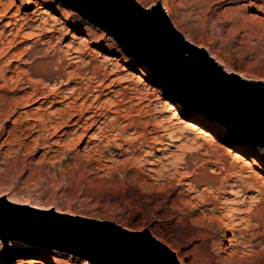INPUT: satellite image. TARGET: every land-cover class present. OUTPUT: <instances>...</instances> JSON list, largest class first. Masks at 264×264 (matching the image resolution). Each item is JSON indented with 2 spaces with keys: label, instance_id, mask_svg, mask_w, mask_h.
I'll list each match as a JSON object with an SVG mask.
<instances>
[{
  "label": "rangeland",
  "instance_id": "1",
  "mask_svg": "<svg viewBox=\"0 0 264 264\" xmlns=\"http://www.w3.org/2000/svg\"><path fill=\"white\" fill-rule=\"evenodd\" d=\"M135 1L143 7L158 3L184 38L203 47L208 55L221 62L224 69L247 80L248 86L264 91V0L255 3L254 10V0H167L165 8L159 0ZM22 2L0 0V36L4 39L0 47V95L21 89L25 84L21 82L26 79L20 71L28 68L33 58L43 59V69L39 65L36 71L51 80H40L35 76L29 80L39 87L45 85L51 89L50 95L55 99L56 93L67 94L69 88L80 85L79 78L64 83L68 75L89 77L93 66L102 64L105 58H109V64L108 75L98 90L68 106L70 110L64 106L62 120L55 118L54 109L62 107L71 98L63 97L56 103L24 98L18 102L16 113H12L11 107H2L5 103L10 105L9 101L0 100V264H97L66 248L62 249L71 257L29 254L14 243L18 237L8 234L19 228H31L51 231L56 238L62 233L68 235L102 222H112L138 234L146 229L155 239L165 243L174 255L179 252L186 264H264V150L248 142L243 145L244 140L228 129L237 138L217 137V141L231 145V150L245 157H259L262 162L236 161L231 152L211 139H197L190 148L183 147L182 141H174L171 160L178 156H182V160H177L176 167L169 166L163 171L164 176H158L156 170L166 161L161 155L164 144L170 141L172 124L166 120L170 110L162 106V99H169L184 120H194L205 129L216 130L217 122L180 93L179 83L164 79L163 71L158 67L155 70L148 67L142 61L148 59L145 51L139 53L142 59L132 55L97 19L77 10L69 1L37 0L56 15L52 32H46L41 21H33L31 13L36 6H24ZM34 24H39L40 32L32 29ZM9 26L39 34L17 36L10 46L7 42L10 35L7 38L1 34ZM115 31L119 33L117 29ZM125 41L128 42V38ZM68 42L79 48V58L70 66L62 52ZM9 75L12 80H8ZM125 86L130 89H123L125 95L118 102L121 98L118 93ZM135 89L147 92L149 99L133 97L130 92ZM26 90L30 91V88ZM36 95H40L38 91ZM116 103L119 104L115 106ZM90 104L101 109L85 120L92 114ZM21 108L30 110V119L19 118ZM73 110L83 111V117L76 125L70 124L77 119L72 116ZM117 113L119 117L113 121ZM56 119L63 125L58 132L50 128L48 132L29 133L32 123L39 129L44 124H54ZM130 120L138 121L139 127L131 128L127 124ZM64 121L68 124H63ZM187 136L190 141L193 134ZM115 144L120 145V149ZM109 150L122 151L117 156L118 161L110 157ZM151 160L154 163L149 165ZM254 171L260 172L261 177L254 179ZM178 178L197 187L200 196L196 197L199 203L196 207L191 206L194 194H183V185L177 183ZM221 182L224 189L220 188L216 193ZM252 183L255 187H251ZM241 185L246 189L239 191L237 197L228 191L230 187L236 190ZM212 195L217 196L216 206L228 201H224L228 210L215 211L217 215H224L225 221L238 222L247 207L252 209L253 217L259 218L261 226L242 230L243 237L235 231L242 241L251 240L250 246L239 245L234 254L224 249L226 231L221 223H211L203 218L202 209L210 208L212 204H203L201 200L212 198ZM165 210L172 211L175 221L185 217L215 227L214 232L203 229V234L200 233V237L210 236L209 250L179 246L169 227L174 222H166ZM26 239L23 243H30Z\"/></svg>",
  "mask_w": 264,
  "mask_h": 264
},
{
  "label": "water",
  "instance_id": "2",
  "mask_svg": "<svg viewBox=\"0 0 264 264\" xmlns=\"http://www.w3.org/2000/svg\"><path fill=\"white\" fill-rule=\"evenodd\" d=\"M67 1L97 19L132 55L142 59L139 53L145 51L148 59L142 61L152 70L161 69L167 81L179 83L180 93L215 122L264 150V91L248 86L247 80L225 71L203 48L185 40L158 3L145 9L135 0ZM36 231L19 228L8 235L41 237ZM47 239L97 264H179L173 251L147 230L138 234L112 222Z\"/></svg>",
  "mask_w": 264,
  "mask_h": 264
},
{
  "label": "bare ground",
  "instance_id": "3",
  "mask_svg": "<svg viewBox=\"0 0 264 264\" xmlns=\"http://www.w3.org/2000/svg\"><path fill=\"white\" fill-rule=\"evenodd\" d=\"M159 1L161 2L163 8H165V4L164 3L167 0H159ZM22 5H24V6L35 5L36 9L34 11H32V13H31L32 16H33V21H38V20L41 21L40 23H42L43 26H44L42 28L46 32H52L54 30L53 22L56 20V15L53 14L48 7L41 5L39 2H37V0H23ZM152 6H145L144 8L145 9H150ZM21 18H23V16L17 18V20H20ZM10 26H9V28H5L1 32V34L5 35L6 37L10 35L9 38L7 37L9 40L6 38L7 42L9 41V45L10 46L13 44L12 42L14 41V39L17 36L28 37V36H31V35L35 34L33 31L28 32V31H25V30H21L20 27L15 28V26H12V27H10ZM31 26H29V27L32 28ZM172 26L176 29V24L174 22H173ZM32 29L38 30V32H40V30H41L39 24H36V25L34 24ZM38 34L39 33H36L35 35H38ZM185 40H187L188 42L192 43L193 45H195L197 47L203 48V47H201L198 44H194L193 42H191L187 38H185ZM3 44H4V39H2L1 36H0V47H2ZM64 46H65V50L63 49V51H62L63 55H64V59L69 61V66H70L71 65L70 63H74V62H76L78 60L79 57H78L77 53H78V49L79 48H78V46H73L72 42L71 43L68 42V43L64 44ZM35 52L38 53L39 50H36ZM209 56L212 57L219 65H221L220 64L221 62H219V60L215 59L211 54ZM59 58H61V57H59ZM39 59L38 60L37 59L34 60V58H33L31 65L28 68L24 69V70L22 69L24 72L19 70L23 74L22 77L24 76V78L26 79L25 81L21 82L22 84L25 82V84H23V86H21V89H19L17 91H11L10 93H4L3 95H0V100L3 99L5 101H9V103H10V105L5 103L2 106L3 108L11 107L12 113H16L18 111V109H19L18 102H20L24 98L27 101L30 100V99H34V100L41 99V100H43L42 102H49L50 101V103L59 102L60 99L63 98V97L64 98H71L70 101H68L65 104H63L62 107H56L54 109L55 118H57L58 120L59 119L62 120L64 115H65V110L63 109L64 106L68 107L70 105H73V103L75 104L76 101L80 100L81 98H83V96L91 95L90 92L97 91L98 88L100 87V85L102 84V82L104 81V79H106V76L108 75V64H109L108 60H109V58H105V61L102 64L93 66V70L91 71L92 73H91V75L89 77L81 76V74L68 75L67 78H66L67 81L64 80L65 81L64 83H69L73 78H79V84L80 85L78 87L69 88V90H67V94L59 95V94L56 93V98L57 99H55L54 97H51V95H50L51 93H53V91L51 89H47L45 85H41V84H40L41 86L39 87V86L35 85L34 83H32L29 80L31 76L32 77L33 76L38 77V79H40V80H51V78L48 77L46 74L39 73L38 71H36V68L40 67L39 65H41V66L43 65V62H42L43 59L42 60L41 59L39 60ZM42 69H43V66H42ZM224 70L227 71V72H232V70H228V69H224ZM14 74H17V73H14ZM85 79H86V82H84ZM8 80H12V76L11 75L8 76ZM17 81H19V79H17ZM28 88H30V91L26 90ZM59 88L60 87H58V89ZM123 89L127 90V89H130V88H128L127 86H125V88H122V91L120 93H118V95H120V97H121L118 100V102H121V100H123V96L125 95V93L123 92L124 91ZM131 89L133 90L132 87H131ZM37 91L39 92L40 95H36ZM58 92H61V90H58ZM130 93L133 94V97H136L139 100H145V99L148 98V93L147 92L146 93H142V91L140 92V91H137L135 89L134 91H132ZM15 94H17L18 96H16ZM49 98H51L52 100H49ZM84 98H86V97H84ZM91 104H90V108H91L90 112L92 114L87 116L85 118V120L89 119L90 117H92L94 115H96V112L101 109L100 106H97V105H94V104L91 105ZM118 104L119 103H116L115 106H117ZM161 104H162V106H164L166 108H169L170 112H169V115L166 116V120H167V122L169 121L172 124H171V126L169 128L170 141L166 142V144H164V148L162 150V155H161V156L164 157V159L166 161L161 164L160 169L156 170V172L158 173V176H160V177L164 176V172L163 171L167 170V168L169 166L176 167L177 160H182L181 159L182 156H178L174 160H171L172 156L170 155V150H171V147L174 146V144L172 143L174 141H182V143H183L182 146L183 147H185V148L189 147L190 148L193 145V142L195 140H197V139H201V140L203 139V141H204V139L205 140H208V139L210 140L211 139V141L213 143L217 142V144H218V146L220 148L231 152L233 157H234V159L236 161H249V159H250L252 164H258L259 161L262 162L261 158H259V157L258 158L245 157L240 152H235V151L231 150V148H230L231 145L226 144V143L221 142V141H217V139H216L217 137H224V138H228V139H236L237 138L233 133H231L230 131L225 129L224 126H222L221 124L216 123V130H214V131L213 130H209V129H205L203 126H201L198 122H196L194 120H190V119L184 120L180 116V114L178 112V109L174 108L173 104L169 101V99H167V98L166 99H162L161 100ZM69 108L70 107H68V109ZM19 111H20V112H18L19 113L18 114L19 118H22V119H25V120L26 119H30L31 112H30L29 109L21 108ZM194 112L195 113H199L198 110H194ZM72 116L73 117H77V119H75L70 124H75L76 125L80 121V119L83 117V111H81V110H79V111L73 110ZM118 117H119V115L117 113V115L113 117V121L117 120ZM57 119L55 120L54 124L50 123L49 126L48 125L46 126L44 124V126L42 128H39V129L36 128L37 124L32 123L30 128H29V133H33L35 131L36 132H38V131L41 132L40 130H42V132H43V130L47 131L50 128H53L54 129L53 131L58 132L63 125H62V122L57 121ZM163 120H164V118H162V120H160V121H162L160 123L161 126L163 125L162 124ZM84 122H86V121H84ZM101 123L104 124L105 122L102 121ZM107 123L112 125L110 122H107ZM63 124L67 125L68 123H67V121L66 122L64 121ZM127 124L130 125V127L133 128V129H136L140 125V123L138 121H134V120H130L129 122H127ZM100 127L101 126H99V128ZM112 129H113V126H112ZM189 133L193 134V137H191V139H190L191 142L189 140H187V137H188L187 135ZM242 143H243V145H247L246 144L247 142L245 143V141L244 142L242 141ZM115 145H117V144H115ZM87 146H88V144L85 145V147H87ZM119 146L120 145H117V147H119ZM120 147H119V149H120ZM126 150H127V148H126ZM121 153H122L121 150H119V151L109 150L110 157L113 160H115V161H118V157L117 156L120 155ZM149 163H150L149 165H152L154 162L151 160V162H149ZM149 171H152V170L149 169ZM175 173H176V169H175L174 172H172V176H174ZM261 175L262 174L260 172L254 171V173L252 174V177H254V179H258L259 177H261ZM165 177H167V176H165ZM177 181H178L177 182L178 184H182L183 185V194H188V193H193L194 194V195L191 194L192 195L191 206L192 207H196L199 204L197 202V200H196L198 198L197 195L199 194V191H198L197 187L194 186L193 184H191L188 181L187 182H184V181L182 182L181 179H179V178L177 179ZM254 184L252 183L251 187H255ZM220 188L224 189L223 182H221L219 188H217L216 193L220 192V190H221ZM244 189H246V187L241 185V186H238L236 190H233V188L230 187L228 191L230 192L231 195L235 196L237 193H239V191H243ZM238 195H236V197ZM198 196H200V195H198ZM216 197H214L212 195V198L210 197L211 199L210 198H206L204 200H201L203 204H210V205L212 204V207H210V208H205L204 207V209H202L203 210V218H205L207 220H210L211 223L214 222V221H219L221 223V227L224 228L225 231H226V233L223 236V240L227 241V244H226L224 249H226V250L229 249L228 251H229L230 254L237 253L238 252V249L236 248L237 246H239V245L240 246L241 245L250 246L251 245V240L247 241V240L244 239L245 241L244 240L242 241V239L237 238L238 236L236 237L235 231H239L240 234H241L240 236L243 237L242 230H247L250 226H252V227L253 226L254 227H260L261 226L260 220H259L258 217L257 218L253 217V215H252L253 213L251 214V210L252 209L249 208V207H247L245 209V215L242 216L239 219L238 222H233L231 219L230 220H226V221L223 220L222 216H224V215H221V214L217 215V214H215V211L217 212L220 209L221 210H225V209L228 210L229 208H226V205L224 203V201H225L224 199H223L224 200L223 202H220L219 206H216L215 205ZM217 201H218V199H217ZM206 207H208V206H206ZM164 212H165V214L168 215V219H167L166 222H169V223L174 222V224L170 225L169 227L173 230V235L176 237L179 246L184 247V248H188V247L192 246L193 248H198V249H201L202 251H205V252L209 250V248L211 247L212 240L210 239V236H208V235L206 236V234H204L205 236L203 235L204 237H200L201 234H203V233H201V231H203V229H207V230H210L211 232H214L216 230L215 227H213L212 225L211 226H207L206 224H204L202 222H196L194 219H188V218H185V217L178 218L175 221L174 220V216L171 215V212H172L171 210H165ZM240 212H242V211L240 210ZM252 219H254L253 223H252ZM144 230H146V229H144ZM35 233H37V235H40L41 237H25L21 233H11V235H13L14 237H18L19 238V239H17L14 242V243H16L19 246L18 248H24L29 254H33V255H36V256H40V257H42V256H45V257H54V256L55 257L56 256H58V257H71L62 248H60L58 246L59 244H55L54 241H52L50 239H47V237H53L55 235V233H53L51 231H45V230H37ZM23 238L24 239L27 238L26 240H28L30 243H28V244L27 243H23L24 242ZM163 244H165V243H163ZM167 248H169V247L167 246ZM175 256H177L176 258H177L179 264H186L184 257L181 256V254H179V252H177L175 254Z\"/></svg>",
  "mask_w": 264,
  "mask_h": 264
},
{
  "label": "snow or ice",
  "instance_id": "4",
  "mask_svg": "<svg viewBox=\"0 0 264 264\" xmlns=\"http://www.w3.org/2000/svg\"><path fill=\"white\" fill-rule=\"evenodd\" d=\"M257 2H259V0H254L253 10H254L255 3H257Z\"/></svg>",
  "mask_w": 264,
  "mask_h": 264
}]
</instances>
